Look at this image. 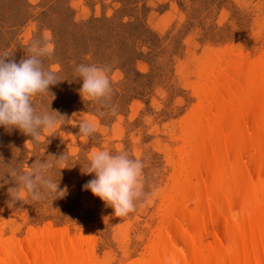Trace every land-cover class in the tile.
<instances>
[{"label": "rangeland", "instance_id": "obj_1", "mask_svg": "<svg viewBox=\"0 0 264 264\" xmlns=\"http://www.w3.org/2000/svg\"><path fill=\"white\" fill-rule=\"evenodd\" d=\"M94 18L112 22L87 30L86 22ZM46 30L54 54L45 66L57 69L60 82L34 103L65 115L66 123L35 148L20 130L0 126V155L26 168L35 159L66 153L67 167L60 170V179L56 170L54 178L60 188L67 186V193L52 204L12 203L8 188L14 182L0 187V244L34 245L47 226L69 250L79 242L87 251V236L92 264H134L154 241L165 206L175 202L187 125L202 112L206 88L225 76L231 63H246L252 70L264 59V0H0V53L7 51L19 62ZM93 37L126 42L121 48L98 45ZM81 63L112 69L114 115L81 97L82 80L75 72ZM89 117L99 127L85 141L78 124ZM93 149L126 150L146 162L149 196L127 217H116L84 189L94 178L82 170Z\"/></svg>", "mask_w": 264, "mask_h": 264}, {"label": "bare ground", "instance_id": "obj_2", "mask_svg": "<svg viewBox=\"0 0 264 264\" xmlns=\"http://www.w3.org/2000/svg\"><path fill=\"white\" fill-rule=\"evenodd\" d=\"M228 68L190 117L175 202L134 264H264V59L252 70ZM41 234L20 249L0 244V264H92L86 235L84 251L79 242L69 250L47 226Z\"/></svg>", "mask_w": 264, "mask_h": 264}, {"label": "clouds", "instance_id": "obj_3", "mask_svg": "<svg viewBox=\"0 0 264 264\" xmlns=\"http://www.w3.org/2000/svg\"><path fill=\"white\" fill-rule=\"evenodd\" d=\"M25 58L16 62L7 51L0 53V126L18 129L31 139L26 144L37 147L42 141L48 142L47 134L66 123V116L48 109H38L35 98L50 95L49 88L59 81L58 71L45 66V59L54 54L50 33L31 41ZM109 66L81 63L75 67L82 80L80 95L84 100L102 104L111 114L116 113L112 104L114 90L110 80ZM101 115H104L102 112ZM98 121L92 117L82 119L78 124V135L87 141L98 130ZM19 153V149H14ZM66 153L35 159L26 168H19L5 162L0 155V187L10 180L14 186L8 188L12 203L44 202L63 198L67 186L60 188L55 177L56 170L66 168ZM146 162L132 156L128 151L112 153L106 149H93L82 168L84 174L93 175L83 187L113 209L116 217H127L137 209V205L149 196L145 191ZM51 198V199H50Z\"/></svg>", "mask_w": 264, "mask_h": 264}, {"label": "trees", "instance_id": "obj_4", "mask_svg": "<svg viewBox=\"0 0 264 264\" xmlns=\"http://www.w3.org/2000/svg\"><path fill=\"white\" fill-rule=\"evenodd\" d=\"M110 22H112V20L108 19V18H101V19L94 18V19H90V20H88L86 22L87 24H89V27H86V29L87 30H89V29L92 30L93 28H96L97 26H100L99 29H101V28H103L101 25L107 26ZM94 24H97V25L95 26ZM119 24L121 25V27H126V26L129 25L128 22H123V23L120 22ZM82 38H84L83 35H82ZM82 38L79 37V39H81V40H82ZM113 38H114V40H111V39L110 40H104L103 37H98V38H94L93 37L92 39H94L93 40L94 43L96 42V40H98V42H97L98 45H101L104 42V45H115V46L120 47V48L123 47V45L126 42V41L123 40V37H121V40H119L117 37H113ZM132 57L135 58V54H133Z\"/></svg>", "mask_w": 264, "mask_h": 264}]
</instances>
